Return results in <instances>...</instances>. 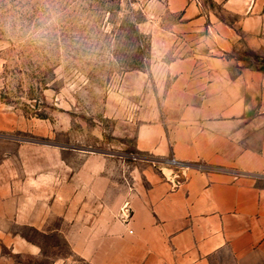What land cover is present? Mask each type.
Here are the masks:
<instances>
[{
	"label": "crops",
	"instance_id": "1",
	"mask_svg": "<svg viewBox=\"0 0 264 264\" xmlns=\"http://www.w3.org/2000/svg\"><path fill=\"white\" fill-rule=\"evenodd\" d=\"M147 1L158 58L110 105L139 157L0 108V264H264V0Z\"/></svg>",
	"mask_w": 264,
	"mask_h": 264
},
{
	"label": "rangeland",
	"instance_id": "2",
	"mask_svg": "<svg viewBox=\"0 0 264 264\" xmlns=\"http://www.w3.org/2000/svg\"><path fill=\"white\" fill-rule=\"evenodd\" d=\"M159 13L147 0H0V108L60 126L46 142L139 157L135 126L110 108L111 95L125 74L147 72L158 58L141 24ZM57 241L50 254L70 258Z\"/></svg>",
	"mask_w": 264,
	"mask_h": 264
},
{
	"label": "water",
	"instance_id": "3",
	"mask_svg": "<svg viewBox=\"0 0 264 264\" xmlns=\"http://www.w3.org/2000/svg\"><path fill=\"white\" fill-rule=\"evenodd\" d=\"M174 165H178V163L174 162Z\"/></svg>",
	"mask_w": 264,
	"mask_h": 264
},
{
	"label": "built area",
	"instance_id": "4",
	"mask_svg": "<svg viewBox=\"0 0 264 264\" xmlns=\"http://www.w3.org/2000/svg\"><path fill=\"white\" fill-rule=\"evenodd\" d=\"M174 162H175V161H172L173 164H174ZM125 217H127V215H126Z\"/></svg>",
	"mask_w": 264,
	"mask_h": 264
}]
</instances>
